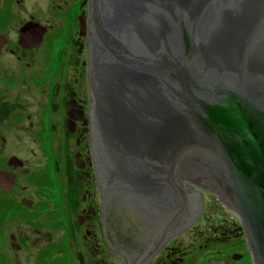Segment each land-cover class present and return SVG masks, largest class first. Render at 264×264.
Returning a JSON list of instances; mask_svg holds the SVG:
<instances>
[{
	"label": "water",
	"instance_id": "1",
	"mask_svg": "<svg viewBox=\"0 0 264 264\" xmlns=\"http://www.w3.org/2000/svg\"><path fill=\"white\" fill-rule=\"evenodd\" d=\"M84 28L111 237L139 239L147 264L205 191L264 264V0H88Z\"/></svg>",
	"mask_w": 264,
	"mask_h": 264
},
{
	"label": "flooded vegetation",
	"instance_id": "2",
	"mask_svg": "<svg viewBox=\"0 0 264 264\" xmlns=\"http://www.w3.org/2000/svg\"><path fill=\"white\" fill-rule=\"evenodd\" d=\"M87 19L88 0H0V264H22L20 253L30 258L37 246L34 264H138L143 256L139 239L114 238L107 229L112 215L89 140ZM204 192L201 204L191 202L193 224L147 264H190L184 233L206 226V210L220 205ZM208 216L215 227L198 250L238 243L250 256L236 215ZM212 251L198 264L245 256Z\"/></svg>",
	"mask_w": 264,
	"mask_h": 264
},
{
	"label": "rangeland",
	"instance_id": "3",
	"mask_svg": "<svg viewBox=\"0 0 264 264\" xmlns=\"http://www.w3.org/2000/svg\"><path fill=\"white\" fill-rule=\"evenodd\" d=\"M205 193V192H204ZM204 197H209V195H205L204 194ZM211 200H217V198H216V196H213L212 197V199ZM211 200H209V201H211ZM217 204H220V205H218V207H217V205L216 206H214L213 208H215L216 207V212H212V214L214 215V214H219V213H223V212H225V214L230 218V219H234L235 221H237V219L234 217L235 215L233 214V213H231L230 212V215L228 214V212L229 211H226V207L219 201ZM208 211L209 210H206V212H205V217H203V219L202 220H204L205 221V225L206 226H204V227H206L205 229H204V227H203V225H195L193 228H191V230H189L188 232H186V234L184 233V237L185 238H187V237H189V236H191V239L189 240H186V242H187V245H189V244H191V246L189 247L191 250H193V253H192V256H191V258H189V262H190V264H192V263H195V262H197V264L198 263H200V261H202V260H204V259H206V258H208V257H210V255H211V253H213V251H212V249H215L216 251L218 250V251H222V252H224V253H227L229 250H230V252H232V251H239V253H237V254H240L241 252L240 251H242L243 253H241V254H243V255H245L244 257H243V259H241V260H239V261H237V262H235V263H233V264H252L251 263V258H250V256L248 257V255H247V253H246V251H244V249L243 248H241L240 246H239V244L238 243H236V239L234 238V237H232L231 239H230V245L233 243V242H235L236 243V245H235V248L233 249V247H231L230 246V249L229 248H227L228 247V245L227 246H218V247H216V248H214V246H211V247H209L206 251H200V250H198L197 248L199 247V245L201 244H204L205 243V238H211L212 237V235H211V230L209 231V228L211 229V228H213V226L215 227V225H214V223L213 222H211V221H213V220H210V218H209V216L208 215H212L211 213H208ZM206 216H208V220L206 221V219H207V217ZM213 219V218H212ZM215 220V219H214ZM217 227V226H216ZM239 237V236H238ZM240 238V237H239ZM239 240V239H238ZM210 246V245H209ZM34 248V249H33ZM36 247H32L31 249V257L29 258H27V257H25L24 256V253L25 252H22V253H20V256L18 257V258H21V260H22V264H34V255L36 254V249H38V246H37V248L35 249ZM13 254L11 255V261H13ZM108 260V259H107ZM114 259H112V261H113ZM109 262V261H108ZM42 263H45V262H42ZM12 264H14V263H12ZM196 264V263H195Z\"/></svg>",
	"mask_w": 264,
	"mask_h": 264
}]
</instances>
